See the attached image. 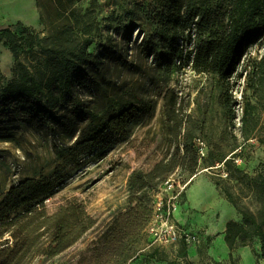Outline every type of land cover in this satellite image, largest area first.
Returning a JSON list of instances; mask_svg holds the SVG:
<instances>
[{
  "label": "trees",
  "instance_id": "obj_1",
  "mask_svg": "<svg viewBox=\"0 0 264 264\" xmlns=\"http://www.w3.org/2000/svg\"><path fill=\"white\" fill-rule=\"evenodd\" d=\"M81 1L37 0L45 30H27L30 32L26 38H17L10 29L0 30V41H8L15 56L13 79L6 85L0 84V140L15 139L14 127L43 126L49 121L56 123L68 139L76 138L71 145L56 148L60 163L54 172L27 176L0 193V264H30L37 256L53 258L94 228L97 219L84 202L72 198L49 211L46 199L71 177L68 169L82 156L105 157L118 142L129 139L134 125L146 124L155 116L157 104L153 100L111 96L105 106L93 109L76 95V89L95 87L99 82L91 71L93 55L89 52L100 29L95 9L99 2L91 0V5L83 6ZM149 1L158 7L154 15L170 34L182 23L197 18L196 23H200L203 9L211 0ZM232 1L234 14L229 36L200 45L194 58L201 70L213 75L214 103L222 111L226 130L235 125L238 117L233 77L250 48L264 43V0ZM20 40L27 42L28 48H23ZM252 65L248 86L252 94L264 98V54ZM166 97L164 117L170 122L169 132L176 142L174 152L149 169L132 171L128 179L132 205L114 217L102 232L92 249L94 264H128L133 260L135 245L143 238L151 217L144 219L140 214L150 203L147 199L150 191L160 188L178 169L191 175L199 169L202 156L197 136L206 132L213 107L202 110L201 120L195 119L179 105L174 90ZM246 99L244 96L243 129L257 107ZM66 105H71L70 117L59 113ZM241 146L235 140L232 147H227L229 151L212 150L206 159L209 166L225 164L228 179L218 178L215 183L242 217L226 224L224 239L230 258L214 264H239L235 251L253 247L257 239L264 259V169L250 175L239 168L235 162ZM247 198L255 201L256 208L244 202ZM163 207L172 213L167 201ZM192 241V235L178 237L176 243L181 246L171 264H194L188 254ZM160 246L151 249L148 258L169 261ZM254 252L257 254V250ZM257 263L262 264L259 260Z\"/></svg>",
  "mask_w": 264,
  "mask_h": 264
},
{
  "label": "rangeland",
  "instance_id": "obj_2",
  "mask_svg": "<svg viewBox=\"0 0 264 264\" xmlns=\"http://www.w3.org/2000/svg\"><path fill=\"white\" fill-rule=\"evenodd\" d=\"M28 1L31 0L24 2ZM98 2L95 9L100 29L89 52L93 55L90 68L99 82L95 87L76 89V95L93 109L105 106L111 96L153 100L157 109L151 121L134 125L129 139L118 142L105 157L82 156L68 169L72 172L71 177L46 199L48 210L54 211L65 201L77 198L86 204L97 224L60 255L53 258L37 256L30 264H94L92 249L102 232L114 217L132 205L128 198V179L132 171L149 169L157 160L174 152L176 142L169 132L170 122L164 117L166 96L170 90L177 93L179 105L193 118L201 120L202 110L210 106L213 107V115L206 132L197 136L202 156L197 173L191 175L178 169L160 188L148 194L150 203L141 209L140 214L144 219L151 216L150 221L143 238L135 245L134 259L128 264H171L170 260L177 257L181 246L176 243L175 232L194 237L188 249L194 264L227 262L230 258V252L227 256L225 254L224 244L227 243L224 238L217 237L232 217L228 206L234 205L224 197L215 181L228 179L229 172L225 164L209 166L206 159L212 150L214 153L218 148L226 150L237 140L242 144L239 148L241 162L236 161L235 164L250 175L264 169V98L252 94L247 82L251 65L264 54V43L250 48L237 76L233 77L238 117L235 125L226 130L222 111L214 103L213 75L201 70L200 65L194 63V58L200 45L229 36L233 1H209L203 9L200 23H196L198 18L194 22L182 23L170 34L154 15L158 7L149 0ZM80 3L88 6L91 0ZM2 29H10L17 38H26L30 32L27 30L44 31L45 24L37 0H33L30 7L22 5L20 0L17 4L14 0L11 5L1 0ZM19 43L28 48L27 42L20 40ZM20 51L23 56V49ZM14 63L11 45L6 40L0 41V84L6 85L13 79ZM244 96L257 106L245 129L242 128ZM69 110L71 105H66L60 108L59 113L70 117ZM14 130L17 132L15 139L0 140V193L27 176L54 172L60 163L56 148L69 146L76 140L68 139L51 121L43 126L20 125ZM232 182L235 183L234 180ZM166 201L172 207L171 215L169 210H164ZM244 202L256 208L251 198ZM151 209L152 212L149 211ZM212 242L214 248H210ZM156 245H161L169 261L148 258V252ZM249 247L253 259L246 260L236 253L239 264H258V260L263 264L260 240Z\"/></svg>",
  "mask_w": 264,
  "mask_h": 264
},
{
  "label": "crops",
  "instance_id": "obj_3",
  "mask_svg": "<svg viewBox=\"0 0 264 264\" xmlns=\"http://www.w3.org/2000/svg\"><path fill=\"white\" fill-rule=\"evenodd\" d=\"M4 1H6L9 5L14 4V0H4ZM20 1H21V4L22 5H26V6H29V7L32 6V2H33V0L28 1V2H24L25 0H20ZM17 2H19V0H15V4H17ZM228 207H229V210H230V215L232 216L231 219H229V221L230 220H233V219H235V220H241L242 217L238 213L237 209L234 206H231V205L228 206ZM227 222L225 223V226L223 227V230L221 231V233L218 235L217 239L224 238V231H225ZM214 243H215V240H214ZM214 243L210 245V248H214ZM224 247H225L224 249L226 251L225 254L227 256L228 255V252H230V249H229L228 245H225L224 244ZM210 248H209V253L211 254V249ZM236 253L242 255L243 258L246 259V260L247 259H249V260H252L253 259V256H251L252 255L251 248L249 246H244V247H241L238 250H236V252L234 253L235 256H236ZM243 253H245V256H244ZM226 256H225V258H227Z\"/></svg>",
  "mask_w": 264,
  "mask_h": 264
},
{
  "label": "built area",
  "instance_id": "obj_4",
  "mask_svg": "<svg viewBox=\"0 0 264 264\" xmlns=\"http://www.w3.org/2000/svg\"><path fill=\"white\" fill-rule=\"evenodd\" d=\"M236 161H237V162H241V159L237 158ZM226 173H227V172H226ZM169 213H170V215H171V212H170V211H169ZM182 234H183V233L176 234V232H175L174 235H175V237H176V238H175L176 241H177L178 237H180ZM186 235H191V234H186Z\"/></svg>",
  "mask_w": 264,
  "mask_h": 264
}]
</instances>
